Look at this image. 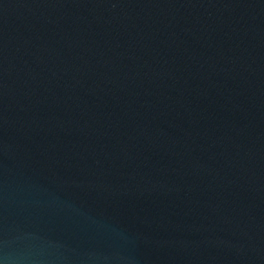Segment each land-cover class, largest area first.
I'll return each instance as SVG.
<instances>
[{
  "label": "water",
  "instance_id": "obj_1",
  "mask_svg": "<svg viewBox=\"0 0 264 264\" xmlns=\"http://www.w3.org/2000/svg\"><path fill=\"white\" fill-rule=\"evenodd\" d=\"M0 264H264V0H0Z\"/></svg>",
  "mask_w": 264,
  "mask_h": 264
}]
</instances>
